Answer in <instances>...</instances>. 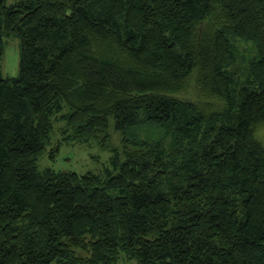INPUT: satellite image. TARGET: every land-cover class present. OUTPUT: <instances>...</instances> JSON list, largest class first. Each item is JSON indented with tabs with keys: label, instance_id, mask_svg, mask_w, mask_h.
<instances>
[{
	"label": "trees",
	"instance_id": "16d2710c",
	"mask_svg": "<svg viewBox=\"0 0 264 264\" xmlns=\"http://www.w3.org/2000/svg\"><path fill=\"white\" fill-rule=\"evenodd\" d=\"M8 1L0 264H264V0ZM111 129L103 169H39Z\"/></svg>",
	"mask_w": 264,
	"mask_h": 264
},
{
	"label": "rangeland",
	"instance_id": "374dc122",
	"mask_svg": "<svg viewBox=\"0 0 264 264\" xmlns=\"http://www.w3.org/2000/svg\"><path fill=\"white\" fill-rule=\"evenodd\" d=\"M15 1L17 0H9L8 3ZM19 50V41L16 39L10 40L4 62L5 76L18 75ZM241 53L249 58L253 55V48L250 45L241 44ZM126 136L130 137L128 133ZM124 137L125 135L121 132L111 129L109 130V137L106 140L100 137L83 144L70 141L62 145L56 159L49 157L48 151L50 147H48L47 152L40 157L39 169L49 168L58 172L74 171L79 174L99 171L109 163L114 149L121 150ZM258 138L264 142V126L259 129ZM117 264H138V262L137 260L127 261L123 259Z\"/></svg>",
	"mask_w": 264,
	"mask_h": 264
}]
</instances>
